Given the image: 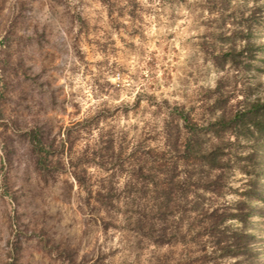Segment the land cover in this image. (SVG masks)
<instances>
[{
	"label": "rangeland",
	"instance_id": "rangeland-1",
	"mask_svg": "<svg viewBox=\"0 0 264 264\" xmlns=\"http://www.w3.org/2000/svg\"><path fill=\"white\" fill-rule=\"evenodd\" d=\"M263 103L264 0H0V264H264Z\"/></svg>",
	"mask_w": 264,
	"mask_h": 264
},
{
	"label": "trees",
	"instance_id": "trees-1",
	"mask_svg": "<svg viewBox=\"0 0 264 264\" xmlns=\"http://www.w3.org/2000/svg\"><path fill=\"white\" fill-rule=\"evenodd\" d=\"M252 112L255 113V114L260 113V112H264V103L261 104V105H254L253 108H252ZM237 118L239 119V117H237ZM254 125L256 126V128L260 127L259 129L257 128V130L262 132V123H254ZM239 240H240V242H242V240H243L244 243L247 244V245H249L251 243L250 240H249V236L242 235L239 238Z\"/></svg>",
	"mask_w": 264,
	"mask_h": 264
}]
</instances>
